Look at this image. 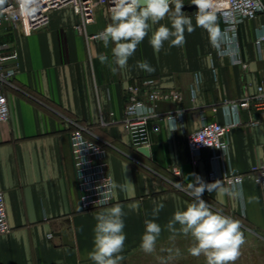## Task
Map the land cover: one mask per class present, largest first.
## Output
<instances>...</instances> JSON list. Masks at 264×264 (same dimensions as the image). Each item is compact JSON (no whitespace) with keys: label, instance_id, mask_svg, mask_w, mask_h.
Masks as SVG:
<instances>
[{"label":"crops","instance_id":"0c3cea01","mask_svg":"<svg viewBox=\"0 0 264 264\" xmlns=\"http://www.w3.org/2000/svg\"><path fill=\"white\" fill-rule=\"evenodd\" d=\"M183 12L195 26L197 11ZM214 14L217 26L222 27L219 13ZM78 21L73 8L66 6L53 10L50 24L31 35L19 29L0 33V42L18 52L8 65L19 67L18 87L7 89L10 118L0 123V190L5 193L11 224V231L0 236V264H94L88 253L94 247L95 216L116 204L125 213L126 240L120 264H134L146 253L140 246L146 219H155L161 226L155 248L192 241L190 236L170 232L166 225L177 209L183 210L192 201L193 185L204 188L202 198L213 210L239 220L243 234L264 236V192L250 174L264 162V118L255 106L258 87L264 85V43L256 44L264 15L239 26L246 66L220 55L218 41L214 44L201 27L191 34L185 32L183 46L169 47L165 42L155 52L149 40L157 25L137 46L127 68L119 69L111 55L113 45L105 48L101 40L87 39L76 30ZM110 22V9L101 7L88 32L101 31ZM161 23L171 27L170 17ZM101 53L107 62L97 58ZM143 60L155 70L148 73L136 67ZM195 74L201 83L193 97ZM147 78L184 94L179 105L161 102L159 115L150 120V156L135 148L124 124L127 87ZM247 95L249 104L239 108L242 123L229 132L226 166L248 174L240 190L222 180L211 181L212 150L204 149L194 163L187 140L204 116L218 122L234 117L231 106ZM177 107L184 108L186 125L173 131L166 114ZM69 119L88 124L97 138L111 143L108 162L115 201L108 206L86 210L81 204ZM174 167L180 176L174 174ZM153 201L165 205L156 217ZM63 230L73 245L64 243ZM257 259L264 260V251H240L235 264H260Z\"/></svg>","mask_w":264,"mask_h":264},{"label":"built area","instance_id":"2783aa9c","mask_svg":"<svg viewBox=\"0 0 264 264\" xmlns=\"http://www.w3.org/2000/svg\"><path fill=\"white\" fill-rule=\"evenodd\" d=\"M26 5L27 0H0V33L6 29H19L24 35H31L50 24L53 10L70 6L79 17L75 26L76 30L89 40H100L98 34L102 30L90 34L88 26L96 21L99 8L108 7L111 9L113 6L112 0H36L32 11H28ZM208 11L219 13L222 20V27H218L221 33L217 45L219 54L229 56L234 63L246 66L241 58L239 26L246 20L264 15V10L256 8L255 0H212V6ZM257 34L256 44L261 47L264 43V24L258 27ZM9 48L11 52L7 53ZM11 48V45L0 42V123L8 121L10 118L7 89L18 87L15 82L19 71L18 64L8 65L7 63L8 60H16L18 57V52ZM200 83V75L195 74L194 82L191 85L193 97L196 95ZM255 97V106L261 111L264 118L263 84L259 85ZM183 99L184 94L181 90L156 85L154 78H147L141 83L130 84L127 87L124 124L135 148L150 146L149 123L151 119L159 115V104L167 101L179 105ZM248 104V95L242 102L233 103L231 109L234 112V117L232 116L226 122L211 121L204 116L201 126L189 132L187 140L194 163H197L204 149L212 150L211 161L214 167L209 174L211 181L222 180L240 190L248 174L234 172L232 168H227L230 158L229 132L234 126L242 123L239 108ZM170 116L175 122V129L185 128L184 108L177 107L166 114L168 120ZM69 120L73 124L70 138L81 204L86 210L108 206L115 201L114 179L108 162L111 143L97 138L88 124L76 119ZM257 123L259 122H252V124ZM171 125L173 127L172 123ZM251 171L250 174L255 176L264 192V162L254 166ZM173 172L177 176L181 175L177 167L173 168ZM180 187L183 186L180 185ZM102 197L107 201L103 205L97 203ZM10 231L7 201L4 191L0 190V236L8 234ZM53 235L50 233L49 237L52 238Z\"/></svg>","mask_w":264,"mask_h":264},{"label":"clouds","instance_id":"9594fccd","mask_svg":"<svg viewBox=\"0 0 264 264\" xmlns=\"http://www.w3.org/2000/svg\"><path fill=\"white\" fill-rule=\"evenodd\" d=\"M35 4L36 0H27V10L32 11ZM112 4L111 22L98 34V39L105 48L113 45L111 55L119 69L127 68L129 58L154 26L158 25L152 32L149 43L155 52H160L165 42L169 43V47L183 46L185 32L191 34L195 27L208 31L214 44L221 35L215 14L208 11L212 0H191V4L198 9L195 26L192 18L182 11L184 0H112ZM255 6L258 10H264V0H255ZM166 16L170 17L171 27L161 23ZM97 58L101 63L108 60L102 53ZM117 67L112 68L113 73L117 71ZM136 67L148 73L155 70L146 60L137 61ZM169 120L173 124V131L176 130L171 116ZM192 189V201L183 210L177 209L174 212L166 225L167 229L174 234L190 236L192 243L189 253L195 257L203 256L206 264H235L245 242L240 221L219 210H213L202 198L203 187L193 185ZM106 202L103 197L97 201L101 205ZM153 204L152 215L156 217L165 205L156 201ZM124 216L119 204L95 216L94 247L88 253V258L94 264H120L123 260L120 253L124 250L126 240ZM144 224L145 231L140 246L146 253H151L161 233V226L155 219H146Z\"/></svg>","mask_w":264,"mask_h":264},{"label":"rangeland","instance_id":"374dc122","mask_svg":"<svg viewBox=\"0 0 264 264\" xmlns=\"http://www.w3.org/2000/svg\"><path fill=\"white\" fill-rule=\"evenodd\" d=\"M246 234H243L245 242L240 251H264V236L250 232ZM191 243L192 241H181L156 247L151 253L138 256L134 264H206L203 256L195 257L189 253ZM257 260L264 263L263 259Z\"/></svg>","mask_w":264,"mask_h":264},{"label":"water","instance_id":"95a60500","mask_svg":"<svg viewBox=\"0 0 264 264\" xmlns=\"http://www.w3.org/2000/svg\"><path fill=\"white\" fill-rule=\"evenodd\" d=\"M182 11L196 12V11H198V9L195 5L191 4V2H186V3H184ZM138 151L147 155V156H150V154H151L150 148L148 146H141L138 148ZM61 235L63 237V241L65 244L73 245V242L68 240V234H67L66 230L61 231Z\"/></svg>","mask_w":264,"mask_h":264}]
</instances>
